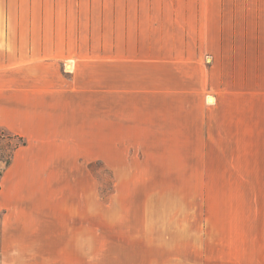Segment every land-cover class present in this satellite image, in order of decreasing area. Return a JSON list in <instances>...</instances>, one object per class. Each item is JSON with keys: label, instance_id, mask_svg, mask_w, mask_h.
<instances>
[{"label": "crops", "instance_id": "0c3cea01", "mask_svg": "<svg viewBox=\"0 0 264 264\" xmlns=\"http://www.w3.org/2000/svg\"><path fill=\"white\" fill-rule=\"evenodd\" d=\"M255 57L264 0H0V126L74 137L97 86L103 119L141 121L152 147ZM7 173L0 264H264V177L115 180L104 200L92 176L26 177V145Z\"/></svg>", "mask_w": 264, "mask_h": 264}, {"label": "rangeland", "instance_id": "374dc122", "mask_svg": "<svg viewBox=\"0 0 264 264\" xmlns=\"http://www.w3.org/2000/svg\"><path fill=\"white\" fill-rule=\"evenodd\" d=\"M241 60L245 64V57ZM244 67L237 74L230 72L229 81L226 75L220 89L207 93V104L215 101L212 94L218 98L216 107L187 122L184 130L174 121L159 120V137L152 147L151 140L146 146L141 142L146 139L138 137L142 130L136 125L141 121L125 120V115L103 119V89L97 86L88 93L87 119L71 122L78 136L24 137L0 128L25 140L26 177L92 176L104 200L119 187L115 180L264 177V70H259L257 57L251 70ZM113 91L111 98L118 99ZM182 132L183 140L174 136ZM18 142L0 133V187L16 151L25 146ZM14 145L19 146L13 151Z\"/></svg>", "mask_w": 264, "mask_h": 264}, {"label": "trees", "instance_id": "16d2710c", "mask_svg": "<svg viewBox=\"0 0 264 264\" xmlns=\"http://www.w3.org/2000/svg\"><path fill=\"white\" fill-rule=\"evenodd\" d=\"M3 131H5V132L7 133V137L9 138V140H11V139H17V140L20 142V143H19V142H18V143H19L21 146L25 145V140L23 139V137H21V136H19V135H17V134H14V133L8 132L7 130H4V129L0 128V133L3 132ZM21 141H22V142H21ZM18 146H19V145H14L13 151H14V149H16ZM8 158L10 159V157H8ZM7 164H9V160H6L5 165H7Z\"/></svg>", "mask_w": 264, "mask_h": 264}]
</instances>
